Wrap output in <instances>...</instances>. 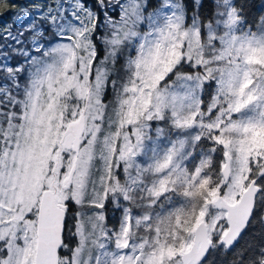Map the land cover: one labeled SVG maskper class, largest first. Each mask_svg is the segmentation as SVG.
Instances as JSON below:
<instances>
[{
  "label": "snow or ice",
  "instance_id": "6c2138e0",
  "mask_svg": "<svg viewBox=\"0 0 264 264\" xmlns=\"http://www.w3.org/2000/svg\"><path fill=\"white\" fill-rule=\"evenodd\" d=\"M0 264H264V0H0Z\"/></svg>",
  "mask_w": 264,
  "mask_h": 264
},
{
  "label": "trees",
  "instance_id": "16d2710c",
  "mask_svg": "<svg viewBox=\"0 0 264 264\" xmlns=\"http://www.w3.org/2000/svg\"><path fill=\"white\" fill-rule=\"evenodd\" d=\"M22 2V0H21ZM11 13H5L2 19H8L10 17Z\"/></svg>",
  "mask_w": 264,
  "mask_h": 264
}]
</instances>
